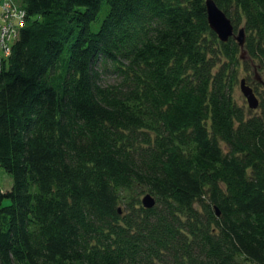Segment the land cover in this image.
<instances>
[{
	"label": "trees",
	"instance_id": "obj_1",
	"mask_svg": "<svg viewBox=\"0 0 264 264\" xmlns=\"http://www.w3.org/2000/svg\"><path fill=\"white\" fill-rule=\"evenodd\" d=\"M214 1L243 48L205 0H20L0 264H264V94H233L242 66L264 74V0Z\"/></svg>",
	"mask_w": 264,
	"mask_h": 264
},
{
	"label": "water",
	"instance_id": "obj_2",
	"mask_svg": "<svg viewBox=\"0 0 264 264\" xmlns=\"http://www.w3.org/2000/svg\"><path fill=\"white\" fill-rule=\"evenodd\" d=\"M205 6L207 11V19L211 29L217 34L218 38L222 41H226L229 37H234L241 48H243L245 41L244 28L239 27L236 31L234 30V25L230 18L225 14V12L218 7L214 0H205ZM239 85L242 93L244 94L248 106L250 108H257L259 105V98L256 95L253 87L248 84L246 78L241 77L239 80ZM142 203L144 206L151 207L154 205L155 200L149 194L146 193L142 197ZM217 213L219 211L217 210Z\"/></svg>",
	"mask_w": 264,
	"mask_h": 264
},
{
	"label": "rangeland",
	"instance_id": "obj_3",
	"mask_svg": "<svg viewBox=\"0 0 264 264\" xmlns=\"http://www.w3.org/2000/svg\"><path fill=\"white\" fill-rule=\"evenodd\" d=\"M4 1L5 0H0L1 3H4ZM8 3H10V4L16 3L17 5H20V0H9ZM3 6H4V4L0 6V9L1 8L3 9ZM11 8L14 9L12 5H11ZM21 12L23 13L22 10H21ZM99 22H100L99 20L96 21L93 24V27L97 28L99 25ZM6 25H8V24L4 23V25H2L0 27V45H2L3 44L2 41H4L9 36V34L7 33L8 32L7 30L10 29V26H6ZM4 26H6V27H4ZM22 26L20 25V28ZM4 29H6V30H4ZM14 35L15 34H13L12 37H14ZM17 35H16V37H17ZM8 39H9V41H12L13 38L9 37ZM14 40H15V38H14ZM2 49H3V47H2ZM2 49H0V55H2V51H3ZM242 53H244V51H242ZM242 57H245V56L242 54ZM255 65L256 64L249 63V64H246V65L241 67V69L239 71L238 81L234 87V92H233L236 102L240 105H243L244 108L246 109V111L250 109V110H252V112L258 110V108H250L248 106L247 100H246L244 94L242 93V91L240 89L239 80L241 77L246 78V81L248 82V84L250 86H252L253 89H255L258 97L260 96V94H264V87L262 85V82L264 81V74H263V71L259 67H256ZM244 67H246L248 69L246 70V69H244ZM11 183H12V179H11L10 175L8 173H6L0 167V188H9Z\"/></svg>",
	"mask_w": 264,
	"mask_h": 264
},
{
	"label": "built area",
	"instance_id": "obj_4",
	"mask_svg": "<svg viewBox=\"0 0 264 264\" xmlns=\"http://www.w3.org/2000/svg\"><path fill=\"white\" fill-rule=\"evenodd\" d=\"M8 1L9 0H5L4 3L0 2V6L4 4L3 9H0V27L4 25V23L8 24L6 26H10V29L7 30L8 32L6 31L9 36L4 41H2L3 44L0 45V49H2L3 47L2 55H0V60L10 54L11 44L19 32L20 25L22 26L24 24V9H22V7H20L16 3H14V5L12 3H8ZM11 5L14 9L11 8ZM21 10L23 11V13L21 12ZM13 34H15L14 37H12ZM9 37L13 38L12 41H9Z\"/></svg>",
	"mask_w": 264,
	"mask_h": 264
}]
</instances>
